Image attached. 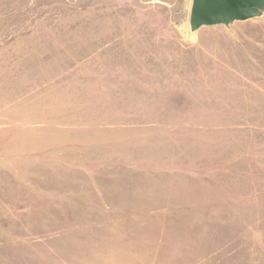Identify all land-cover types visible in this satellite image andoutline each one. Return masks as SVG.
I'll return each mask as SVG.
<instances>
[{
	"label": "rangeland",
	"instance_id": "rangeland-1",
	"mask_svg": "<svg viewBox=\"0 0 264 264\" xmlns=\"http://www.w3.org/2000/svg\"><path fill=\"white\" fill-rule=\"evenodd\" d=\"M0 0V264H264V9Z\"/></svg>",
	"mask_w": 264,
	"mask_h": 264
},
{
	"label": "water",
	"instance_id": "water-1",
	"mask_svg": "<svg viewBox=\"0 0 264 264\" xmlns=\"http://www.w3.org/2000/svg\"><path fill=\"white\" fill-rule=\"evenodd\" d=\"M264 9V0H193L190 27L228 26L235 21H247Z\"/></svg>",
	"mask_w": 264,
	"mask_h": 264
}]
</instances>
